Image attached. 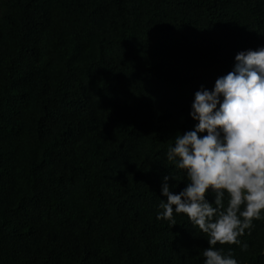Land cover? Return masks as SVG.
Here are the masks:
<instances>
[{
  "label": "trees",
  "instance_id": "trees-1",
  "mask_svg": "<svg viewBox=\"0 0 264 264\" xmlns=\"http://www.w3.org/2000/svg\"><path fill=\"white\" fill-rule=\"evenodd\" d=\"M260 47L264 0H0V264H202L206 235L157 219L187 182L166 153ZM239 239L215 247L264 264V213Z\"/></svg>",
  "mask_w": 264,
  "mask_h": 264
},
{
  "label": "clouds",
  "instance_id": "clouds-1",
  "mask_svg": "<svg viewBox=\"0 0 264 264\" xmlns=\"http://www.w3.org/2000/svg\"><path fill=\"white\" fill-rule=\"evenodd\" d=\"M190 115L193 130L178 133L166 153L186 187L174 193L176 177H163L167 202L161 199L157 219L175 226L174 213L185 214L207 237L202 264H238L231 250L215 246L240 245L264 213V47L239 52L231 72L211 90L202 86Z\"/></svg>",
  "mask_w": 264,
  "mask_h": 264
}]
</instances>
